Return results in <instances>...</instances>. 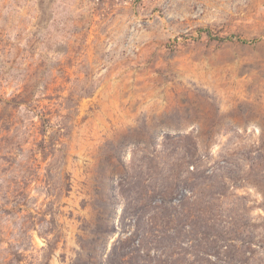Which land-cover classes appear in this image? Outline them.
Listing matches in <instances>:
<instances>
[{
  "label": "rangeland",
  "instance_id": "1",
  "mask_svg": "<svg viewBox=\"0 0 264 264\" xmlns=\"http://www.w3.org/2000/svg\"><path fill=\"white\" fill-rule=\"evenodd\" d=\"M0 264H264V0H0Z\"/></svg>",
  "mask_w": 264,
  "mask_h": 264
}]
</instances>
